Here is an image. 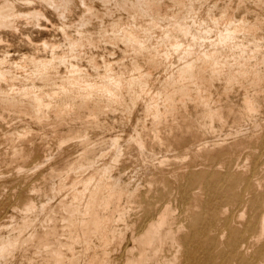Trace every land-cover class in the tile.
I'll use <instances>...</instances> for the list:
<instances>
[{
	"label": "bare ground",
	"instance_id": "bare-ground-1",
	"mask_svg": "<svg viewBox=\"0 0 264 264\" xmlns=\"http://www.w3.org/2000/svg\"><path fill=\"white\" fill-rule=\"evenodd\" d=\"M10 112L0 264H264V0H0Z\"/></svg>",
	"mask_w": 264,
	"mask_h": 264
},
{
	"label": "rangeland",
	"instance_id": "rangeland-1",
	"mask_svg": "<svg viewBox=\"0 0 264 264\" xmlns=\"http://www.w3.org/2000/svg\"><path fill=\"white\" fill-rule=\"evenodd\" d=\"M11 113H12V112H10V115L13 117V118H12V121H13V119H15L16 117H18V116H19V117L16 118L15 123H13L14 121H13V122H12V121H7V120H11V119H9V118H11V117H10L9 115H7L9 118L6 116L7 119L4 121V123H1V122H0V123H1V124H0V127H1L0 132H1V134H2V136H1V134H0V137H3V136H4V134L2 133L1 130H2V129L4 130L5 128H9V127H7V126H10L11 128H12V127H15V126H19L18 128L20 129V127H22V126H20V124H21V125H22V124H27V121L29 120V117H28V116L25 117V115H22V116L20 117V115H19V114L17 115V113H16V115L14 114L15 116H13V114H11ZM14 113H15V112H14ZM118 114H119V115H118ZM111 115H112L113 117L117 118V119H119V118L122 116L120 111L116 112V113L114 114L115 116H114L113 114H111ZM120 115H121V116H120ZM112 116L109 115V117H110L109 119H111ZM116 116H117V117H116ZM22 117H23V119H22ZM24 117H25V119H24ZM20 118L22 119L21 121H20ZM121 118H122V117H121ZM18 119H19L20 122L17 121ZM76 120H77V122H76ZM76 120H75L76 124L74 123V121L72 122L73 125H78V124L80 123V122H79L80 120H79V121H78V119H76ZM23 121H24V122L26 121V122L24 123ZM30 121H32V120H30ZM48 121H49V120H48ZM8 122H11V123H9V124H11V125H12V123H13V124H16V125L11 126V125L8 124ZM16 122H17V123H16ZM50 122H51V121H50ZM18 123H19V124H18ZM34 123H35V122H34ZM34 123L32 124V122H30V125H32L33 128H36V129H37L38 132L36 131L35 134H36V133L39 134V138H38V135H37V136H36L37 138H36L35 140H40V137L44 136L42 132H45V131L47 130L45 133H48V134H45V133H44V134H45V137H48V136H46V135H50V133H51L52 136H51V138L48 137V138H50V139H48V141L52 142V140H53V138H54V136H53L54 133H53L52 131L55 132V130H56V129L54 130V129H53L54 127L51 126V125H53V124H52V123H48V124H47V123H46V124L44 123V125L41 124V125H40L41 127H40L39 125H37V123H36V124H34ZM6 124H8V125H6ZM49 124H51V125H49ZM1 125H2V126H1ZM46 125H47V126H46ZM43 126H46V127H44V129H42ZM49 127H51L52 130H51V128H49ZM65 127H67V126H65ZM38 128H39V129L41 128L40 130L42 131V132H41L42 135H40V131H39ZM47 128H48V129H47ZM60 128H63V130H65L64 126H63V127H60ZM118 128H119V127H118V125H117V126H116V129H118ZM49 129H50V131H49ZM5 130H6V129H5ZM34 130H35V129H34ZM43 130H44V131H43ZM56 132H57V131H56ZM56 132H55V134H54V135H55V138H56V135H57ZM52 137H53V138H52ZM3 138H4V137H3ZM44 139L47 140V138H44ZM51 139H52V140H51ZM56 139H57V138H56ZM56 139H54V140H56ZM1 140H3L5 143H4L3 141L1 142ZM35 140H33L32 144H30L31 146L33 145V147H36L33 143L36 142L35 144L37 145V142H38V141H35ZM54 140H53V142H55V144H54V143H51V144H50V142H48L49 145H47V147H49V146H50V147L48 148V150H47L46 153H47V154H51V155L48 156V159H49L50 157H55V158H56V157H58L57 155L60 156V157H58V160H59V158L61 159L62 156L64 157V158L62 157L63 159H66L67 157L69 158L70 156H72V154H71V155L69 154V153H70V144H71V142H67L66 144H64V145L62 146L63 148L61 147L62 149H66V150L64 151V150H62L60 147H56V145H57L56 142H57V141H54ZM6 141H7V140H6ZM6 141H5V138H4V139L0 138V142H1V144H2V146H1V144H0V147H1V148H0V155H2V156H0V161H3L4 158H1V157H5V155H6V151H7V149L9 150V147H10L9 143H7L8 141H7V142H6ZM34 141H35V142H34ZM3 143H4V146H3ZM6 143H7V145H5ZM46 144H47V142H46ZM52 144H53V145H52ZM8 146H9V147H8ZM4 149H5V150H4ZM56 149L59 150V151L61 150V153H58L59 151L56 152ZM53 150H54V151H53ZM4 151H5V155H4ZM48 151H49V153H48ZM63 151H64V154H63ZM2 152H3V153H2ZM50 152H51V153H50ZM52 152H53L54 154H56V153H58V154H56V155L54 156V155H52V154H53ZM55 152H56V153H55ZM61 154H63V155L61 156ZM65 156H66V157H65ZM32 159H34V158H32ZM52 159H53V162L58 161L57 158H56V159L52 158ZM49 160L52 161L51 159H49ZM4 161H5V162H0V167H1L0 169L3 170L2 173H1V175L4 174V173H8V174L10 173L11 175H10V174H9V175L6 174V175H5L6 177H5L4 175H2V176H4L3 179H1L2 176L0 175V186H3V182H6V184H7V185H6V184L4 183L5 186H3V187L0 188V194H1V195H0V196H1V197H0V209H3V207L5 208V206H6L5 211H4V209H3L2 212H4V213L6 214V216H7V218H8L9 216L14 215V213H15L16 216H19V215H17V214H19V213H18L19 210H18L17 208L15 209V206H13V205L15 204V201H16V199H17V198H16L17 194L20 193V191L23 192L25 188H24V186H21V185H23L24 183H22V184L20 183V184H19L20 186H17V185H18V181H17L18 179H17L15 173L10 169L11 167H9V166H12V165H11L12 163H10L9 165H7V167H8V168H7V167H6V164H7L8 161H6L5 159H4ZM3 163H4V164H3ZM56 163H57V162H56ZM4 167H5V168H4ZM10 170L12 171V173L9 172ZM44 173H45V172H44ZM7 175H8V176H7ZM14 175H15V177H13ZM40 176H42V175L39 174L37 177H34V179L31 180V182L34 181V184H37L38 180L41 179V180L38 182V184L41 183L40 185H43V184H44V182H43L44 179H42L43 176H42V178H40ZM12 179H13V180H12ZM36 179H38V180L35 182ZM16 181H17V182H16ZM42 182H43V183H42ZM24 185H25V184H24ZM15 186L17 187V189L15 188ZM5 187H7V188H5ZM11 187H12V188L14 187L16 190H15V189H12ZM18 187H19V188H18ZM22 187H23L24 189H23ZM20 188H21V189H20ZM4 189H5V190H4ZM18 189H20V190H18ZM12 190H13V191H12ZM14 190H15L16 192H14ZM2 191H4V192H2ZM5 191H6V192L9 191V192L6 193ZM25 191H27V189H25ZM17 192H18V193H17ZM2 193H3V194H2ZM16 193H17V194H16ZM12 194H14V195H16V196H13ZM3 195H6V196H3ZM10 195H11V196H10ZM8 196H9V197H8ZM12 196H13V198H12ZM14 197H15L16 199H15ZM6 198H7V199H6ZM42 198H44L42 195L40 196V198L38 197V199H42ZM1 199H2V200H1ZM4 200H5V201H4ZM7 201L10 202V203L12 202V203L10 204V205H11V208H10L9 203L6 205V202H7ZM2 202H4L3 205H1ZM8 206H9V207H8ZM1 207H2V208H1ZM13 208H14L15 210H14ZM7 209H8V210H7ZM10 209H11V210H10ZM12 209H13V210H12ZM6 210H7V211H6ZM16 211H17V212H16ZM10 212H11L12 214H11ZM10 214H11V215H10ZM15 215H14V216H15ZM8 220H11L10 217L8 218Z\"/></svg>",
	"mask_w": 264,
	"mask_h": 264
}]
</instances>
